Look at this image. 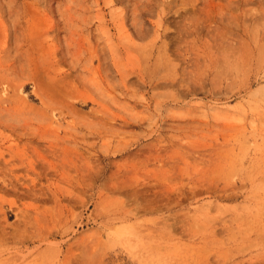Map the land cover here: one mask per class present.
Returning a JSON list of instances; mask_svg holds the SVG:
<instances>
[{
    "label": "rangeland",
    "instance_id": "obj_1",
    "mask_svg": "<svg viewBox=\"0 0 264 264\" xmlns=\"http://www.w3.org/2000/svg\"><path fill=\"white\" fill-rule=\"evenodd\" d=\"M0 264H264V0H0Z\"/></svg>",
    "mask_w": 264,
    "mask_h": 264
}]
</instances>
